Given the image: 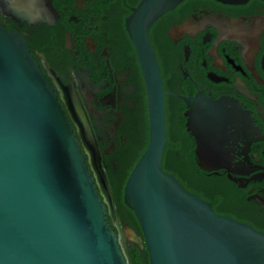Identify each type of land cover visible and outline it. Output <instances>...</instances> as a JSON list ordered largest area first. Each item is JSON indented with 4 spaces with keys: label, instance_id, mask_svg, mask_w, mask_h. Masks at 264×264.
Segmentation results:
<instances>
[{
    "label": "flooded vegetation",
    "instance_id": "af4514ba",
    "mask_svg": "<svg viewBox=\"0 0 264 264\" xmlns=\"http://www.w3.org/2000/svg\"><path fill=\"white\" fill-rule=\"evenodd\" d=\"M140 1L43 0L37 22L0 5V24L27 38L56 87L125 251L126 244L140 247L133 237L141 230L120 219L114 187L124 191L150 132L144 75L126 23ZM148 35L164 89L163 168L215 212L264 232V0H182ZM195 119L197 133H211L207 158L188 125ZM188 167L197 171L191 181L178 170Z\"/></svg>",
    "mask_w": 264,
    "mask_h": 264
},
{
    "label": "water",
    "instance_id": "95a60500",
    "mask_svg": "<svg viewBox=\"0 0 264 264\" xmlns=\"http://www.w3.org/2000/svg\"><path fill=\"white\" fill-rule=\"evenodd\" d=\"M181 1L141 0L126 22L150 121L148 144L123 191L141 229L133 240L147 249L149 264H264L263 231L215 212L162 166L164 89L148 28ZM42 3L0 0L13 17L33 22ZM197 120L188 125L207 158L211 133H197ZM107 214L56 87L27 38L0 24V264H129Z\"/></svg>",
    "mask_w": 264,
    "mask_h": 264
},
{
    "label": "trees",
    "instance_id": "16d2710c",
    "mask_svg": "<svg viewBox=\"0 0 264 264\" xmlns=\"http://www.w3.org/2000/svg\"><path fill=\"white\" fill-rule=\"evenodd\" d=\"M178 170L186 178L185 180L191 181L196 178L197 171L192 167L181 168ZM173 171L176 173L177 170ZM180 179L181 181H183V183H185L183 178ZM114 188V202L116 204L120 219L128 221L131 225L141 230L134 212L123 201L122 185H115ZM126 255L128 257L129 264H149L148 251L146 248L141 249L140 247L132 243L126 244Z\"/></svg>",
    "mask_w": 264,
    "mask_h": 264
},
{
    "label": "bare ground",
    "instance_id": "6f19581e",
    "mask_svg": "<svg viewBox=\"0 0 264 264\" xmlns=\"http://www.w3.org/2000/svg\"><path fill=\"white\" fill-rule=\"evenodd\" d=\"M65 98H66L67 102H69L68 97L66 95H65ZM97 174H98V177H99V183L101 185L103 193L105 194L106 199L109 200V193H108V189H107L106 183L103 180V178H102L101 174L99 173V171H97Z\"/></svg>",
    "mask_w": 264,
    "mask_h": 264
}]
</instances>
